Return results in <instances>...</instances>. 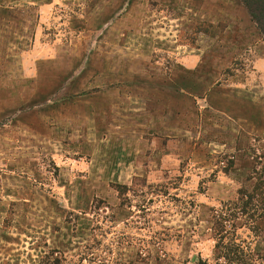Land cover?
<instances>
[{
    "label": "rangeland",
    "instance_id": "obj_1",
    "mask_svg": "<svg viewBox=\"0 0 264 264\" xmlns=\"http://www.w3.org/2000/svg\"><path fill=\"white\" fill-rule=\"evenodd\" d=\"M0 264H264L240 0H0Z\"/></svg>",
    "mask_w": 264,
    "mask_h": 264
},
{
    "label": "trees",
    "instance_id": "obj_2",
    "mask_svg": "<svg viewBox=\"0 0 264 264\" xmlns=\"http://www.w3.org/2000/svg\"><path fill=\"white\" fill-rule=\"evenodd\" d=\"M258 28L264 32V0H240Z\"/></svg>",
    "mask_w": 264,
    "mask_h": 264
}]
</instances>
